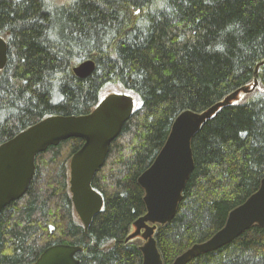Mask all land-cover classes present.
I'll list each match as a JSON object with an SVG mask.
<instances>
[{
  "label": "trees",
  "instance_id": "obj_1",
  "mask_svg": "<svg viewBox=\"0 0 264 264\" xmlns=\"http://www.w3.org/2000/svg\"><path fill=\"white\" fill-rule=\"evenodd\" d=\"M0 145L51 116H83L109 87L137 102L108 148L91 188L103 207L87 229L69 193V139L34 159L25 194L0 212V264H35L50 246L81 248L79 264H142L145 214L138 177L175 118L201 113L257 83L194 135V168L173 219L156 228L163 264L212 237L264 178V0H0ZM95 68L79 79L72 68ZM188 264H264V229L252 227Z\"/></svg>",
  "mask_w": 264,
  "mask_h": 264
},
{
  "label": "water",
  "instance_id": "obj_2",
  "mask_svg": "<svg viewBox=\"0 0 264 264\" xmlns=\"http://www.w3.org/2000/svg\"><path fill=\"white\" fill-rule=\"evenodd\" d=\"M7 60V45L0 38V70ZM94 62L87 60L72 68L79 79L88 78ZM257 83L244 87L201 113L184 111L172 123L168 137L151 165L138 177L143 190L145 214L135 220L124 239L127 244L140 239L142 264H163L154 234L158 226L167 225L175 216L182 192L194 168L191 142L201 126L221 108L238 102ZM134 111L128 94H109L87 115L51 116L28 127L0 145V212L27 191L35 172L34 159L48 147L69 139L83 141L69 163V192L76 215L86 231L92 218L103 206L101 195L91 188L96 172L103 166L110 143L118 137ZM264 229V178L258 190L233 209L224 226L208 240L196 243L179 255L172 264L215 252L230 244L252 227ZM81 248L55 245L45 249L35 264H79L75 254Z\"/></svg>",
  "mask_w": 264,
  "mask_h": 264
},
{
  "label": "rangeland",
  "instance_id": "obj_3",
  "mask_svg": "<svg viewBox=\"0 0 264 264\" xmlns=\"http://www.w3.org/2000/svg\"><path fill=\"white\" fill-rule=\"evenodd\" d=\"M59 1L63 2V1H65V0H59ZM111 93H122V90H120V89H118V88H115V87H109V88H107V89L104 91L102 97H104V96H106V95H108V94H111ZM136 104H137V102L135 101V102H134V105L136 106Z\"/></svg>",
  "mask_w": 264,
  "mask_h": 264
},
{
  "label": "flooded vegetation",
  "instance_id": "obj_4",
  "mask_svg": "<svg viewBox=\"0 0 264 264\" xmlns=\"http://www.w3.org/2000/svg\"><path fill=\"white\" fill-rule=\"evenodd\" d=\"M75 213V212H74ZM75 216H76V218H77V220L81 223V221L79 220V218L77 217V215L75 214ZM59 245H62V244H59ZM51 247V246H50ZM49 248V247H48ZM75 257V256H74ZM75 259H76V257H75Z\"/></svg>",
  "mask_w": 264,
  "mask_h": 264
}]
</instances>
